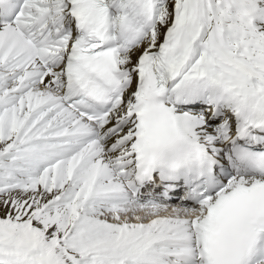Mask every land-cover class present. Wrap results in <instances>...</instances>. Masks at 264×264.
Wrapping results in <instances>:
<instances>
[{
	"label": "snow or ice",
	"instance_id": "snow-or-ice-1",
	"mask_svg": "<svg viewBox=\"0 0 264 264\" xmlns=\"http://www.w3.org/2000/svg\"><path fill=\"white\" fill-rule=\"evenodd\" d=\"M0 264H264V0H0Z\"/></svg>",
	"mask_w": 264,
	"mask_h": 264
}]
</instances>
